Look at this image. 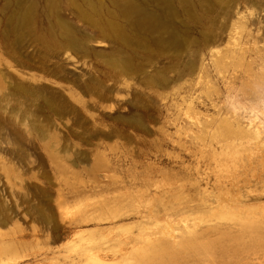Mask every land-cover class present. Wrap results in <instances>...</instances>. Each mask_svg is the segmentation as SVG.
<instances>
[{
    "label": "rangeland",
    "instance_id": "1",
    "mask_svg": "<svg viewBox=\"0 0 264 264\" xmlns=\"http://www.w3.org/2000/svg\"><path fill=\"white\" fill-rule=\"evenodd\" d=\"M112 2L0 0V264L89 263L165 198L179 262L264 264V0Z\"/></svg>",
    "mask_w": 264,
    "mask_h": 264
},
{
    "label": "bare ground",
    "instance_id": "2",
    "mask_svg": "<svg viewBox=\"0 0 264 264\" xmlns=\"http://www.w3.org/2000/svg\"><path fill=\"white\" fill-rule=\"evenodd\" d=\"M7 1V0H6ZM18 1V0H17ZM70 1V0H69ZM111 1V0H110ZM115 0H113L114 2ZM112 2V3H113ZM121 2V1H119ZM117 2V3H119ZM10 3V2H9ZM50 3V2H49ZM52 3V2H51ZM56 3V2H55ZM69 3V2H68ZM32 4V3H31ZM31 4H29L31 6ZM122 4V3H121ZM47 5V4H46ZM58 5V4H57ZM55 5V6H57ZM116 5V4H115ZM54 7V6H52ZM26 8V7H25ZM73 8V7H72ZM121 8V7H120ZM77 9V8H76ZM80 9V8H79ZM142 9V8H141ZM140 9V10H141ZM56 10V9H55ZM130 10V11H129ZM139 9L134 7V6H131L128 8L127 13L128 12H131V14H134L133 12H139L138 11ZM13 11V9H12ZM21 11V10H20ZM28 11V10H27ZM51 11V10H50ZM53 11V10H52ZM24 12V10H23ZM26 12V11H25ZM24 12V13H25ZM34 12V11H33ZM125 12V11H124ZM144 12V11H143ZM145 12H147L145 10ZM57 13V12H56ZM147 13H150V12H147ZM28 15V13H26ZM113 14V13H112ZM130 14V15H131ZM139 14V13H138ZM58 15V14H57ZM56 15V16H57ZM137 15V14H136ZM147 15V14H146ZM145 15V18L148 19V17H146ZM151 15V14H150ZM19 16V15H18ZM153 16V15H152ZM21 17V16H20ZM59 17V16H57ZM56 17V18H57ZM125 17V15H124ZM132 17V15H131ZM141 18L138 19V22L139 24H142L143 26V23L145 22H148V20L142 18V15L140 16ZM86 18V17H85ZM108 18V17H107ZM129 18V17H128ZM135 18V17H134ZM138 18V17H136ZM156 18V17H155ZM150 19V18H149ZM85 20V19H84ZM109 20V19H108ZM152 20V18H151ZM88 22V21H87ZM90 22V21H89ZM92 23V22H91ZM90 23V24H91ZM153 23V22H152ZM156 23V22H155ZM155 23H153L151 25V27H154V26H158L160 29L162 28V25H156ZM66 24V23H65ZM68 24V22H67ZM161 24V23H160ZM61 25V24H60ZM146 25V24H145ZM144 25V27H146ZM49 26V25H48ZM69 26V25H68ZM97 26V24H96ZM111 26V25H110ZM141 26V27H142ZM60 27H64V26H60ZM72 27V25H71ZM150 27V28H151ZM155 28V27H154ZM166 28V27H164ZM80 29V28H79ZM89 29V28H88ZM61 30V29H60ZM76 30V29H75ZM82 30V29H80ZM168 30V29H167ZM54 31V30H53ZM94 31V30H92ZM153 31V30H152ZM61 32H63L61 30ZM60 32V33H61ZM123 32V31H122ZM150 32V31H149ZM169 32V31H168ZM36 33V31H35ZM85 33V32H84ZM88 33V32H87ZM96 33V32H95ZM94 33V34H95ZM159 33V31H158ZM64 34V33H63ZM120 34V33H119ZM53 35V34H52ZM65 35V34H64ZM93 35V34H92ZM121 35V34H120ZM172 35V34H171ZM90 36V35H89ZM172 36H176V35H172ZM179 36V34H178ZM34 37V36H33ZM107 37V36H106ZM120 37V36H119ZM125 37V36H124ZM105 38V37H104ZM103 38V39H104ZM175 38V37H174ZM123 39V38H122ZM121 39V40H122ZM126 40V38H124ZM162 39V38H161ZM164 39V38H163ZM168 39V38H167ZM170 39V38H169ZM172 39V38H171ZM176 39H177V36H176ZM176 39H172L173 41H175L176 45L177 44V41L180 40V38L176 41ZM205 39V38H204ZM124 41V40H123ZM165 40H163L164 42ZM169 41V40H168ZM171 41V40H170ZM56 42V41H55ZM99 42V41H98ZM39 43V42H38ZM125 43V42H124ZM165 43V42H164ZM172 43V41L170 42ZM180 43V42H178ZM43 44V43H42ZM77 44V43H76ZM84 44V43H83ZM161 44V43H160ZM50 45V44H49ZM70 45V44H69ZM86 45V44H85ZM102 45V44H101ZM165 45V44H163ZM172 45H174L172 43ZM175 45V46H176ZM74 46H75V42H74ZM72 45V48L74 47ZM79 46V45H78ZM82 46V45H81ZM171 46V45H170ZM71 47V45L69 46ZM77 47V46H76ZM88 47V46H87ZM68 48V47H67ZM180 48V47H179ZM68 50V49H67ZM70 50V49H69ZM83 51V50H82ZM94 51V50H93ZM85 52V51H83ZM87 52V51H86ZM123 58V56H121ZM129 59V58H128ZM131 61V60H130ZM128 62V61H127ZM61 67V66H60ZM127 68V67H126ZM141 69V68H140ZM74 74V73H73ZM87 74V72H86ZM71 75V74H70ZM125 75V74H124ZM89 77V76H88ZM96 78V77H95ZM80 80V79H79ZM103 82V81H102ZM104 84V83H103ZM45 85V84H44ZM97 85V84H96ZM106 85V84H105ZM101 86V85H100ZM29 87V86H28ZM37 87V86H36ZM45 87V86H43ZM25 88V91H26V87L24 86ZM42 88V87H41ZM104 88V87H103ZM101 88V89H103ZM106 89V88H105ZM30 90V89H28ZM47 90V89H46ZM91 90V89H90ZM16 92V91H15ZM21 92V91H20ZM30 92V91H29ZM19 93V92H18ZM34 93V92H33ZM45 93V92H44ZM98 93V92H97ZM99 94V93H98ZM103 94V93H102ZM45 95V94H44ZM24 96V95H23ZM49 96V95H48ZM63 96V95H62ZM29 98V96H28ZM35 98V97H34ZM31 99V98H30ZM33 99V98H32ZM37 99V98H36ZM32 101V100H31ZM47 102V101H46ZM56 102V101H55ZM59 103V102H58ZM57 103V104H58ZM67 104V103H66ZM59 106V105H58ZM51 107V106H50ZM63 107V106H62ZM67 107V106H66ZM52 108V107H51ZM76 109V108H75ZM61 110V109H60ZM64 110V109H63ZM65 112V111H63ZM67 112V111H66ZM137 112V111H136ZM16 113V112H15ZM57 113V112H56ZM59 114V113H58ZM142 116V115H140ZM121 117V116H120ZM131 118V117H130ZM135 118V116H134ZM133 118V119H134ZM137 118V117H136ZM138 120V119H137ZM139 121V120H138ZM82 122V121H81ZM140 122V121H139ZM143 122V121H142ZM149 128V127H148ZM86 132V130H85ZM96 132V131H95ZM103 132V131H102ZM112 133V132H111ZM105 135V134H104ZM123 135V134H122ZM107 137V136H106ZM110 137V135H109ZM254 137L256 138V140L259 139L260 137V133L258 131L254 132ZM130 163V162H129ZM127 167V166H126ZM136 169V168H135ZM114 179V178H113ZM110 180V179H109ZM117 180V179H116ZM77 182V181H76ZM97 182V181H96ZM90 183V182H89ZM122 183V182H121ZM172 183V182H171ZM170 183V184H171ZM116 185V184H115ZM164 186V185H163ZM170 190V189H169ZM145 191V190H144ZM172 191V190H170ZM147 193V192H146ZM149 194V193H148ZM63 196V195H62ZM144 196H145V192H144ZM142 197V196H141ZM164 197V195H163ZM166 197V196H165ZM174 197V194L173 196ZM110 198V197H109ZM140 198V196H139ZM145 198V197H144ZM150 198V197H149ZM62 199V198H61ZM60 199V200H61ZM106 199V198H105ZM59 200V201H60ZM141 200V199H139ZM160 200V199H159ZM173 200V198H172ZM171 199L170 200H167V198L163 199L160 201V203H155V202H151L149 201V203L146 205V204H142L141 201V204H138L137 205V214L139 213L140 214V217H142L141 221L138 222L136 224V227H137V232L135 234H125V233H122V234H118V235H115L114 237H111L109 240H108V243L106 245H102V244H98L96 247H90L89 249H87L86 247V251L84 252V255L86 256V261L89 262V263H85V264H183V262H179V259H178V252H175V253H169V250H168V245H167V240H165L166 237H156L155 234H158V233H162V234H170L172 232V225L175 221L173 215H176L181 209L178 208L173 205V201ZM113 201V200H112ZM111 201V202H112ZM156 201V200H155ZM96 202V201H95ZM169 202H171V204H169ZM87 203V202H86ZM91 203V202H90ZM109 203V202H108ZM111 204V203H110ZM108 206V205H107ZM185 206H190L189 205H185ZM121 207V206H120ZM120 207H117L120 209ZM180 207V206H179ZM109 208V207H108ZM116 208V209H117ZM116 209H112L111 211V215H110V218L111 219H114L118 216H120L121 214L116 210ZM183 212V211H182ZM123 213V212H122ZM128 213V212H127ZM123 215V214H122ZM6 216V215H5ZM173 216V217H172ZM1 217V216H0ZM4 217V216H3ZM2 217V218H3ZM107 217V216H106ZM109 218V219H110ZM3 220V219H2ZM163 221V223H161ZM2 222V221H1ZM143 222H151L153 223V225H155L154 227H151L150 226V229L148 226H144L145 224ZM57 223V222H56ZM143 223V224H142ZM2 225V224H1ZM92 232V231H91ZM96 232V231H95ZM64 233V232H63ZM90 233V232H89ZM80 234V233H79ZM88 234V233H87ZM93 234V232H92ZM91 235V234H90ZM111 235V234H110ZM57 236V235H56ZM92 237V236H91ZM7 244V243H6ZM4 246H1L0 247V258L4 255H6L7 253L11 252L13 250V247H14V244L12 243H8L7 245L5 244H2ZM13 245V246H12ZM129 245V246H127ZM182 248L180 250H187V251H190V252H199L200 250H203L205 248V244L203 243H199L197 241V237L196 236H192L190 238H188L184 243H182L180 245ZM94 248H97L98 252L100 253H94L95 250H93ZM71 249V248H70ZM96 250V251H97ZM94 251V252H93ZM176 251H179V250H176ZM108 252H110L112 254V259L114 260L115 257H117L116 253H119L120 254V258L118 261L116 262H112V263H107L106 260L104 259L105 256L107 257L109 254ZM107 259V258H106ZM110 259V258H109Z\"/></svg>",
    "mask_w": 264,
    "mask_h": 264
}]
</instances>
